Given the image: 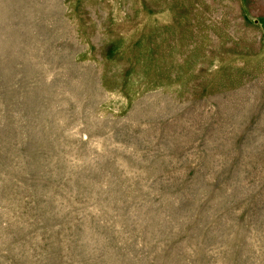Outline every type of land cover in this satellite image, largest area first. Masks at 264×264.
I'll return each instance as SVG.
<instances>
[{
  "label": "rangeland",
  "instance_id": "1",
  "mask_svg": "<svg viewBox=\"0 0 264 264\" xmlns=\"http://www.w3.org/2000/svg\"><path fill=\"white\" fill-rule=\"evenodd\" d=\"M0 264H264V0H0Z\"/></svg>",
  "mask_w": 264,
  "mask_h": 264
}]
</instances>
